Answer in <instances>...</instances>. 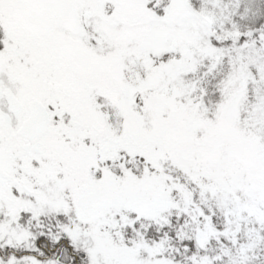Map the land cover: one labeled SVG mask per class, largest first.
Returning <instances> with one entry per match:
<instances>
[{
	"label": "snow or ice",
	"instance_id": "obj_1",
	"mask_svg": "<svg viewBox=\"0 0 264 264\" xmlns=\"http://www.w3.org/2000/svg\"><path fill=\"white\" fill-rule=\"evenodd\" d=\"M0 264H264V0H0Z\"/></svg>",
	"mask_w": 264,
	"mask_h": 264
}]
</instances>
